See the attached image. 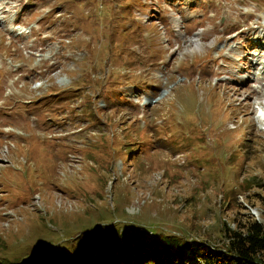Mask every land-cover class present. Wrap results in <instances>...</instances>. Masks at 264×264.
<instances>
[{"label":"rangeland","instance_id":"1","mask_svg":"<svg viewBox=\"0 0 264 264\" xmlns=\"http://www.w3.org/2000/svg\"><path fill=\"white\" fill-rule=\"evenodd\" d=\"M263 53L264 0H0L7 255L124 236L206 264L189 241L264 221Z\"/></svg>","mask_w":264,"mask_h":264},{"label":"trees","instance_id":"2","mask_svg":"<svg viewBox=\"0 0 264 264\" xmlns=\"http://www.w3.org/2000/svg\"><path fill=\"white\" fill-rule=\"evenodd\" d=\"M219 124L224 126L225 120L222 119ZM234 221V228L229 227L227 222H222L219 250L200 247L197 245L200 242L198 238L182 242L189 241L193 254L204 257L206 264H264V221L259 222L250 215L244 216L242 220L236 217ZM2 239L0 236V264H83L67 255L45 259V255L42 257L38 254L33 259H17L13 252L7 255V246L2 245ZM96 239L94 246L98 249L100 259L96 264H179L185 256L182 245L176 240L167 244L144 241L142 237L120 236L113 237L112 242L104 244L101 243L103 236ZM86 243L84 241L83 246ZM82 251L81 255L87 258L88 250Z\"/></svg>","mask_w":264,"mask_h":264},{"label":"bare ground","instance_id":"3","mask_svg":"<svg viewBox=\"0 0 264 264\" xmlns=\"http://www.w3.org/2000/svg\"><path fill=\"white\" fill-rule=\"evenodd\" d=\"M189 41L192 42L193 46L199 45V41H198L197 37H191V39H189ZM260 111L262 112V110H260ZM254 213L257 214L255 211H254Z\"/></svg>","mask_w":264,"mask_h":264}]
</instances>
